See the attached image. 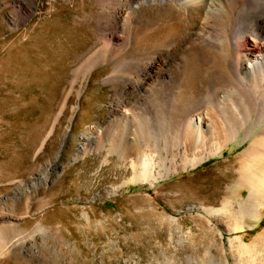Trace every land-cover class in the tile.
<instances>
[{"label": "rangeland", "instance_id": "rangeland-1", "mask_svg": "<svg viewBox=\"0 0 264 264\" xmlns=\"http://www.w3.org/2000/svg\"><path fill=\"white\" fill-rule=\"evenodd\" d=\"M34 1L0 0V264H264V121L220 152L180 155L176 173L157 180L136 177L108 144L85 152L114 94L112 67L78 75L100 42L102 9ZM252 2L241 10L264 3ZM236 40L259 54L249 34ZM43 169L49 179L36 181Z\"/></svg>", "mask_w": 264, "mask_h": 264}, {"label": "bare ground", "instance_id": "bare-ground-1", "mask_svg": "<svg viewBox=\"0 0 264 264\" xmlns=\"http://www.w3.org/2000/svg\"><path fill=\"white\" fill-rule=\"evenodd\" d=\"M94 2L102 9L95 18L102 35L78 75L87 81L98 69L112 67L104 81L114 94L108 120L87 130L82 150L102 151L108 144L109 155L130 164L136 177L157 180L176 173L180 155L188 160L200 151L220 152L256 118L264 121V3L246 12L241 8L253 6L251 0ZM28 10L31 16L34 10ZM247 34L258 43L259 54L236 49V39ZM95 133L99 142L91 136ZM48 172L43 169L36 181H47ZM256 185L250 206L262 194Z\"/></svg>", "mask_w": 264, "mask_h": 264}]
</instances>
